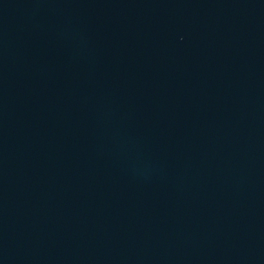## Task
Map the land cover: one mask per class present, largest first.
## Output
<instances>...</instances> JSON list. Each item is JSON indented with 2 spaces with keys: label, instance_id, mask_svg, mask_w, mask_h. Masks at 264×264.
I'll return each mask as SVG.
<instances>
[{
  "label": "water",
  "instance_id": "obj_1",
  "mask_svg": "<svg viewBox=\"0 0 264 264\" xmlns=\"http://www.w3.org/2000/svg\"><path fill=\"white\" fill-rule=\"evenodd\" d=\"M0 264H264V0H0Z\"/></svg>",
  "mask_w": 264,
  "mask_h": 264
}]
</instances>
